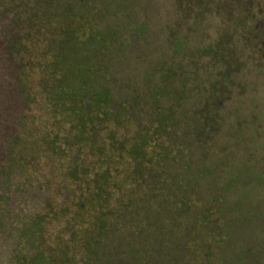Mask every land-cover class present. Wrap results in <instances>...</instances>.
Wrapping results in <instances>:
<instances>
[{"label":"rangeland","instance_id":"1","mask_svg":"<svg viewBox=\"0 0 264 264\" xmlns=\"http://www.w3.org/2000/svg\"><path fill=\"white\" fill-rule=\"evenodd\" d=\"M156 1L162 4V0ZM165 3L177 12L174 0H166ZM100 6H104V3L101 2ZM127 6L129 5L124 8ZM201 6L206 7L205 12L200 9ZM180 12L181 17H176L174 22L177 28L184 30L185 37L193 28V20H200L203 29L202 44L195 54L203 57L192 59L197 61L187 58L180 60L176 56L174 59L180 60V65H186V72L203 80L201 87L205 89L207 97L210 94H207L203 77L210 81L214 79L212 83L217 82L215 88L218 92L214 97L221 96L222 108L217 118L223 123L219 121V124L227 126L224 122L235 116L242 118L243 115L247 123H254L255 129L258 126V130H264V43H260L264 39V0H184L180 5ZM160 13L161 20L169 22L167 11L162 8ZM258 14L260 16L256 21L254 18ZM137 19V22L145 26L147 19L142 14ZM4 22L0 18V160L6 148L13 145L10 159L14 164L11 184L2 185L0 180V202L6 203L12 198L10 209L0 208V264H15L13 254L35 255L24 239L18 240L21 235L17 230L21 224L35 223L39 220L35 214L43 212L49 214V217L45 219V225L39 227L43 242L42 259L46 255L59 258L65 245V264H86L88 255L85 241L93 235L94 226L99 221L106 220V234H97V237L105 238L99 240L97 255L91 257L94 260L92 264H264V207L261 206L264 203V190L255 186L253 177L250 176L235 179L230 184L229 179L232 178L225 171L207 168L202 164L203 158L198 145L191 152V164L187 165L184 159L177 157L173 162L168 158L161 164L165 174L162 171L158 173L159 170L154 167L145 173L146 178L155 176L156 180H161L170 177L177 184L180 181L177 175L181 172L183 179L180 184L185 192L180 191L176 184L172 187L162 184L158 191L167 187L169 189L167 195L161 196L162 199L154 198L159 201L157 206L153 202H147L146 196H142L146 191L141 189L137 198L142 203L127 202L130 205L125 209L121 208L122 212H100L97 203L106 202L110 208H119L117 201L131 189L132 181L129 180L138 163L126 155L118 159L113 153L108 154L110 163L107 165L105 161L107 166L104 167L109 175L105 182L106 198L103 199L102 195L99 198L100 183L97 178L103 166L96 168L92 165L96 154L88 155L86 147H103L101 138L106 137V130L103 129L101 134H98V130L106 127L107 130H114L118 139L125 138V144L119 146V151L112 144L108 145L109 149H116L120 155L129 154L133 141H137V137H133L136 128L143 127L141 132H150L145 129L148 127V115L137 112L136 108L132 112L127 103L121 102L131 101L136 93L150 94L149 85L125 82L127 77H132L129 72H136V67L130 63V68L124 69L121 67L124 61H121L118 70L119 65L115 61L121 59L123 51L116 57L113 56L114 48L107 49L100 56L88 45L90 49L86 48L84 68H87L86 77L91 79L86 81L75 77L73 62H68L66 70L69 76L55 84L46 85L50 107L39 90L41 74L36 69L37 65H31L35 67L21 70V73L19 69L16 74L12 73V66L15 65L5 50V40L9 38V34L4 31L5 35L2 36L6 27ZM120 22L119 17L110 16L99 28L104 34L110 30L117 31L121 47L128 45L130 50L135 49L140 41L134 43V35L121 28ZM139 33L143 34L141 31ZM74 38L76 36H70V43L59 44V48L77 51V43L72 41ZM141 38L143 39L142 36ZM215 41L223 52L227 51L224 58L226 64L228 61L229 64L226 66H214V60L208 54ZM156 42L162 44L160 38H156ZM223 42L226 48L222 47ZM140 45L136 52L130 51H134V55L128 54V58L134 57L137 60L143 56ZM101 46L102 42L99 43L100 50ZM31 51L34 58L38 57L37 52ZM161 54L157 53L158 57ZM96 56H100V64L95 59ZM128 58L127 62L131 60ZM37 60L38 58L33 59L32 62ZM49 60L50 58L45 59L43 63L51 64ZM110 65L112 68L107 71ZM230 65L237 72V82L232 80L234 74ZM156 79L152 82L153 86L158 84V78ZM173 88L180 92L177 86ZM210 91L213 94L215 89ZM201 102L196 95L192 100L184 102L183 108H186L185 103L187 107H199ZM171 104L170 99L168 107ZM86 107L93 111L89 114ZM65 110L75 113L81 126L79 131H83L82 136L75 139V143L74 137L78 136L73 130L75 118L71 113L60 112ZM134 112L138 122L134 119L133 123L131 118ZM120 114L129 119V125L123 124L118 129L112 122H117ZM86 120L87 125H90L87 134ZM139 136L142 134L139 133ZM223 136H220V141L225 139ZM174 139L176 137H171V140ZM110 141L113 142L112 137ZM260 142L258 150L264 148V140ZM133 144L134 148H138L136 143ZM160 144V151H164V146L168 147L167 142ZM156 145L154 138L145 149L147 157H150ZM79 147L81 148L78 149ZM258 150L256 155L259 157L261 153ZM222 158L224 157H220ZM149 160L150 158L142 160L145 170L149 167ZM253 163L255 164V160ZM250 168L259 170L255 165ZM236 180L240 181L242 190L239 192L232 188ZM136 184V188H145L144 183ZM187 185L194 195L191 198L186 192ZM222 185H225V191L220 193ZM208 211L210 220L203 219ZM205 220L206 226L203 225L201 232H198L197 225ZM210 237L216 240L210 241ZM197 242L200 246L197 248L198 252H195L192 245L197 247ZM203 258L204 261L201 260ZM42 259L34 260L33 264H42ZM57 263L56 261L55 264Z\"/></svg>","mask_w":264,"mask_h":264},{"label":"flooded vegetation","instance_id":"2","mask_svg":"<svg viewBox=\"0 0 264 264\" xmlns=\"http://www.w3.org/2000/svg\"><path fill=\"white\" fill-rule=\"evenodd\" d=\"M183 1L184 0H174L175 6H177L176 12L172 6L166 5V0H162V4H159L156 0H0V9L3 10L0 14V18H2V21H5L4 24L6 25L5 29L2 31V36L5 35L4 31H7V34H9V38L5 40V50L9 55L8 58L11 59L15 65V67L12 66V73L16 74L18 69L21 73V70L26 71L29 68L33 69L35 67L31 65H37L36 69H38L41 74L39 90L41 91L43 99L47 102L46 104L49 105L47 91L45 90L46 85L55 84L59 80L69 76V72L66 70L68 68V62H73L72 68L76 69V71H74L75 77L78 79L79 77L84 78L86 81L91 79L90 77H86L87 68H84L86 65V48L90 49L88 45L100 56L107 49L114 48L115 53L113 56L116 55V57L123 51L120 55L121 59L115 61L118 62L117 66L121 61H124L121 64V67H124V69H129L130 63L136 67L135 73L128 71L132 77H127L125 82H139L142 85H149L150 94L140 92L139 95V93H136L131 101L127 102L123 100L121 102L122 104L127 103L129 108H132V112L134 108H136L137 112H143L145 115L147 113L148 115V129H145L147 131L150 130V132H141L143 127L136 128V132L133 136L137 137V141H133V143H136L138 148H134V144L132 143L130 153L120 155V153H118V148L121 144H125V138L118 139L114 130H107L106 127L98 130V134H101L103 129L106 130V137L101 138L103 147L99 145L86 147L88 155L91 153L96 154V160L92 165L96 168L103 166L97 178V181L100 183V187L97 185V187L100 188L99 198L102 196H104L103 199L106 198L105 193L107 190H105V182L109 179V175L105 172L104 167L110 163L111 158L108 154L110 155L113 153V156L118 159H120L122 155H126L134 159L135 163H138V167H136L135 172L132 174V178L129 180L132 181L131 189L122 199L119 198V201H117V206L119 208L113 209L108 207L104 200H101V202L104 201L105 203H97L100 208L99 211L104 214L107 212H122L123 210L120 211L121 208L124 207L125 209L128 205L134 204L137 201L138 203H142L139 197L137 198V194L142 192L141 189L146 191L142 196H146L147 202L150 204L153 202L155 206H157L156 204H158L159 201L154 198L158 200L159 198L162 199L161 196L164 197L167 195L169 189L167 187L162 191H158V189L162 187V184H167V186L172 187V185L176 183H174V179L170 177H164L161 180H156L157 178H155V176L146 178L145 173L148 169L154 167L156 168L155 170H159L158 173L162 171V174H165V169L161 167V164H163L164 159L168 158L173 162L177 157L179 159H184L187 165L191 164V152L197 145L200 147L197 146L203 158L202 164L206 165L207 168L212 167L218 171H225L229 178H232V180L229 179L230 184H232L235 179H242L250 176L253 177L254 185L264 190V148L258 150V145L261 143L260 141L264 140V130H258V126H256L258 129H255L254 123H247L243 115L242 118L235 116L232 120L230 119L224 122L227 126L222 125L223 123L220 120L222 124H219L217 117L220 116L222 108L220 101L221 96L218 95L217 98L214 97L218 92L215 88L217 82L212 83L214 79L210 81L203 75L208 89L207 94H210V96L207 97L205 89L201 87L204 83L203 80L195 78V76L186 72L184 69L186 65H180L181 63L179 61L182 58L190 59V61H197L192 59L199 56L195 53L198 52L197 48L202 44L201 40L203 36V29L200 26L201 22L198 19L193 20V28L189 31L187 37L184 36V30H180L176 27L174 20L176 17H181L180 5ZM101 2L104 3L102 7L100 6ZM125 5L129 6L124 8ZM162 8L167 11L168 14H166V16H169V22L167 20L164 21V19L161 20L160 11ZM200 9L205 12L206 7L201 6ZM139 14H142L144 18L147 19L145 26L137 22V16ZM110 16L120 18L121 22L119 26L125 30H129L130 33L134 35L132 39L134 43H137L138 40L140 41L139 44H141L140 47L142 46L143 51L142 57L137 60H135L134 57L128 58V54L134 55V51L136 52L138 50L139 44L136 45L137 47L135 49H132L134 50L133 52H130L132 50L129 49L128 45L121 47V43H118L117 31L112 32L113 30H110L104 34L99 28V25ZM259 16L258 14L254 19L257 21ZM252 23L253 21L251 24ZM138 29L140 30L138 31ZM140 31L143 34L140 35ZM70 36H76L72 41L77 43L75 45L78 48L77 51H65L59 48V44L64 43V45H68L70 43ZM156 38H160L161 45L157 44ZM41 42L43 43L39 44ZM100 42H102L101 50L99 48ZM260 43L263 44L264 39H261ZM189 45H194L195 47L190 48ZM222 47L226 48L224 42ZM31 50L37 52L38 57L34 58V56L31 55ZM160 52L162 54L158 57ZM208 54L213 58V65L216 67L229 64V61L228 64H226L224 58L227 51L223 52L217 41L212 42ZM100 56H96L95 58L99 64L101 59ZM175 56L179 57L180 60L174 59ZM199 57H203V55ZM37 58L38 60L33 63V59ZM49 58L51 64L43 63L45 59ZM126 58L131 60L127 62ZM185 61L187 62L188 60ZM111 68V65L108 66L107 71ZM230 69H232L234 74L232 80L235 81V78L237 79L235 75L237 72L233 69L232 65H230ZM118 70H120V65ZM135 77L137 80H135ZM156 77L158 78V84L157 86H153L152 82H154ZM239 82L242 81L240 80ZM173 86H177L180 92L175 91ZM235 87L238 86L235 85ZM210 89H215V92L212 94ZM196 95L202 100L201 106L195 107L194 105L193 107H187L185 103L186 108H183L184 102H188L190 99L192 100ZM170 99L173 104H171V107H168V101ZM254 107L255 106H253V109ZM88 109L86 107V111L90 114L93 110L90 107ZM255 110L256 109L253 111ZM60 112L71 113L75 118V129L73 130L78 133V136L74 137L73 143L77 142L75 139H79L83 133V131H79L81 130V126L79 125L77 116L71 110ZM126 114L125 112V115ZM121 115L122 114L119 115L117 122H112V124L116 126L115 128L120 129L123 124L129 125V119ZM131 119H133V123L134 119L138 122V117L137 114L135 115V112ZM87 120L86 134L89 133L88 130H90V125H87ZM139 133H141L142 136H139ZM223 134H225V137ZM221 135L225 138L223 141L219 140ZM110 137L113 138V142L110 141ZM171 137H176V139L171 140ZM154 138H156L157 145L150 157H147L145 149L148 145H151ZM160 138H162V140H160ZM217 140H219L218 143ZM162 142L168 143V147L164 146V151L158 150ZM110 144L117 147L118 151L116 149L111 151L108 147ZM66 146L68 147V145ZM257 150L258 153H261L259 157L256 155ZM220 157L224 158L220 159ZM143 158H150V162L147 163L149 166L147 170L143 168ZM254 160L255 164L253 163ZM6 163L11 165L14 164V161L8 158ZM251 165H255L259 170L255 171L251 169ZM244 169L247 170L244 171ZM242 171H244L243 174ZM10 175L13 176L12 173ZM10 175L8 178H10ZM177 179L180 180L179 183L176 181L179 190L185 192V188H181L183 186L180 184L183 179L181 172L177 175ZM136 183H144L145 188H136ZM93 184H95V182H93ZM233 185L232 188L239 192L241 189L240 181L236 180ZM261 189L258 190L263 192ZM186 192H188L190 198L194 196L188 185ZM11 202L12 200H10V205ZM127 202L130 204H127ZM261 206L264 207V203ZM183 209H185L184 206ZM35 215L39 218L35 223L28 222L19 226V230H22V235L18 239L19 241L24 239L26 241H24L25 244L27 243L26 245L34 251L35 255L31 256L29 254H24L20 256L13 254V262L15 264H33L34 260H41L42 256H44L42 253L43 242L41 241L39 227L42 224L45 225V219H48L49 214L43 212L36 213ZM120 218H122V215ZM204 218L210 220L209 211L206 212ZM105 222L106 220H103V222L99 221L96 226H94L93 235L89 236L85 241L88 255V262H86V264L93 263L94 260H92L91 257H94L95 254L97 255V244L99 240L105 238L97 237V234L104 232L106 229ZM197 227L198 232H201L203 223L199 222ZM197 246H200L199 242H197ZM65 249L66 246L64 245L59 258L46 255L41 263L55 264L57 261V264H65Z\"/></svg>","mask_w":264,"mask_h":264},{"label":"trees","instance_id":"3","mask_svg":"<svg viewBox=\"0 0 264 264\" xmlns=\"http://www.w3.org/2000/svg\"><path fill=\"white\" fill-rule=\"evenodd\" d=\"M2 9H0V14L2 13ZM12 151H13V145L10 147V148H6V150L3 152V154L1 155V160H0V180H1V184L4 185V184H11L12 182V176L10 175L11 174V170H13V164L11 165H8L6 162L8 160V158L10 159L11 157V154H12ZM11 160V159H10ZM12 166V168L10 169V167ZM3 172V175H1V173ZM10 175V178H8V176ZM219 191L220 193L224 192L225 191V185L223 186H220L219 188ZM10 200L11 198L6 202V203H1L0 202V208L3 209V208H8L10 207ZM205 219V218H204ZM206 220H205V223H203V225L206 226ZM206 231V230H205ZM18 233H20V235H22V230H17ZM106 233V231L104 230V232L100 233V235H104ZM212 238V239H211ZM210 241H215L216 239H214V237H210ZM193 246V251L195 252H198L197 248L198 246L196 247L195 244L192 245ZM197 255V253H196ZM200 259V258H198ZM204 261V258L201 259Z\"/></svg>","mask_w":264,"mask_h":264}]
</instances>
